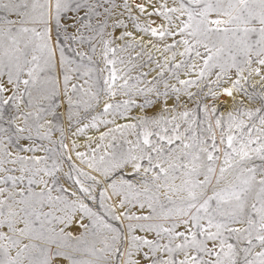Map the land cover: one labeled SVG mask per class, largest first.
<instances>
[{
  "label": "snow or ice",
  "instance_id": "1",
  "mask_svg": "<svg viewBox=\"0 0 264 264\" xmlns=\"http://www.w3.org/2000/svg\"><path fill=\"white\" fill-rule=\"evenodd\" d=\"M0 264H264V0H0Z\"/></svg>",
  "mask_w": 264,
  "mask_h": 264
}]
</instances>
